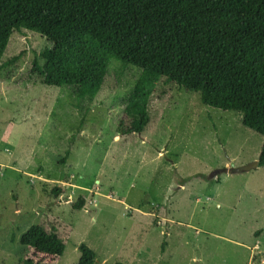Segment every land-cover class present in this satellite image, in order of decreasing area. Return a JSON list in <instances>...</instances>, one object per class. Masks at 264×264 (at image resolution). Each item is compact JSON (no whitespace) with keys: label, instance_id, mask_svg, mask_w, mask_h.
Returning a JSON list of instances; mask_svg holds the SVG:
<instances>
[{"label":"rangeland","instance_id":"1","mask_svg":"<svg viewBox=\"0 0 264 264\" xmlns=\"http://www.w3.org/2000/svg\"><path fill=\"white\" fill-rule=\"evenodd\" d=\"M50 47L22 30L0 57V264H77L81 244L94 264H264V166L230 172L263 143L242 114L162 78L139 130L118 136L140 70L112 60L79 100L32 74ZM33 225L62 240L61 257L20 245Z\"/></svg>","mask_w":264,"mask_h":264},{"label":"trees","instance_id":"2","mask_svg":"<svg viewBox=\"0 0 264 264\" xmlns=\"http://www.w3.org/2000/svg\"><path fill=\"white\" fill-rule=\"evenodd\" d=\"M22 30L51 45L39 53L41 64L33 60L32 74L47 87L72 90L79 100L95 99L112 60L140 70L115 128L118 136L139 130L164 78L197 93L204 106L240 112L242 125L263 139L257 167L264 166V0H0V57ZM60 192L55 188L52 195ZM83 205L79 199L73 208ZM19 243L52 258L65 250L39 225ZM78 251L77 264H94L89 247L81 244ZM24 264L43 263L31 257Z\"/></svg>","mask_w":264,"mask_h":264},{"label":"water","instance_id":"3","mask_svg":"<svg viewBox=\"0 0 264 264\" xmlns=\"http://www.w3.org/2000/svg\"><path fill=\"white\" fill-rule=\"evenodd\" d=\"M258 165V162H253L251 164L245 165V166H241V167H237V168H233V166L231 165V173H240V172H245V171H249L252 169H255ZM223 172H227V170H223Z\"/></svg>","mask_w":264,"mask_h":264}]
</instances>
